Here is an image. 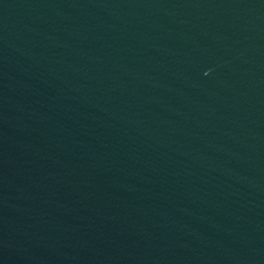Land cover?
I'll use <instances>...</instances> for the list:
<instances>
[{"label": "water", "instance_id": "1", "mask_svg": "<svg viewBox=\"0 0 264 264\" xmlns=\"http://www.w3.org/2000/svg\"><path fill=\"white\" fill-rule=\"evenodd\" d=\"M0 264H264V0H0Z\"/></svg>", "mask_w": 264, "mask_h": 264}]
</instances>
